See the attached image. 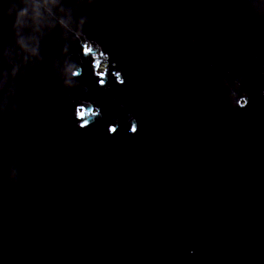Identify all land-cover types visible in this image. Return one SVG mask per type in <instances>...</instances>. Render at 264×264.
Instances as JSON below:
<instances>
[{
	"label": "water",
	"instance_id": "water-1",
	"mask_svg": "<svg viewBox=\"0 0 264 264\" xmlns=\"http://www.w3.org/2000/svg\"><path fill=\"white\" fill-rule=\"evenodd\" d=\"M76 3L64 7L89 17L90 39L111 55L107 87L92 74L101 52H83L87 32L72 44L84 69L74 89L51 72L59 29L41 41L44 64L26 62L18 41L35 31H17L23 0H0V101L16 94L23 129L17 153L0 139V262L264 264V39L247 34L241 0ZM236 59L251 98L233 112ZM89 101L104 116L81 129ZM13 167L19 186L7 180Z\"/></svg>",
	"mask_w": 264,
	"mask_h": 264
},
{
	"label": "clouds",
	"instance_id": "clouds-1",
	"mask_svg": "<svg viewBox=\"0 0 264 264\" xmlns=\"http://www.w3.org/2000/svg\"><path fill=\"white\" fill-rule=\"evenodd\" d=\"M65 0H23L24 7L19 12L16 21V28L20 30L33 27L35 35L26 41L21 38L18 43L20 48L26 53L27 61L32 63L33 66L44 64V58L41 55V41L48 36L56 33L59 29L61 39L64 41L62 49V60H53L51 62V72L55 79L59 82L62 90H71L78 86L80 78L83 76L84 69L81 64L72 59V44L85 39L86 32L90 40L89 44L83 45V52L87 55L92 46L101 52L103 61H106L105 71H101V61L99 58L94 60L92 64V74L94 77L99 78L98 87H107L109 73L112 68V59L109 53H105L101 45L93 43L90 39L89 24L90 19L87 15H82L78 19L71 10H66L64 7ZM104 3V0H77L76 8H94ZM238 7L244 10L246 32L250 37H258L264 39V0H241ZM70 38H74L69 43ZM251 47V44H249ZM237 66L241 67V75L235 80L232 86V95L230 97L229 108L233 111L246 110L250 105L251 92L245 86V76L247 66L242 64L239 59H236ZM111 66V67H109ZM16 72H13V76ZM118 85L123 86L126 83L122 71L111 72ZM7 74L4 80L0 83V89L7 84ZM87 91V86H83ZM243 98L242 103L238 102ZM89 107L92 109L90 112V120L80 124L81 129H86L95 121L103 119V109L97 104L89 101ZM81 105H77L76 113L79 118ZM121 108L125 105L121 104ZM126 110V108H125ZM20 114V106L18 98L15 93L10 97H5L0 101V121L5 122L7 128L0 127V139H6L7 147L10 152L17 153L23 142V129L17 122V117ZM114 124L109 125V134L114 135L117 133L121 121L117 117H113ZM127 123L130 125V133L136 134L139 130V121L133 113H127ZM9 183L13 185H20L21 176L18 167H13L7 177ZM190 255H195V251H190ZM2 264V262H0Z\"/></svg>",
	"mask_w": 264,
	"mask_h": 264
},
{
	"label": "rangeland",
	"instance_id": "rangeland-1",
	"mask_svg": "<svg viewBox=\"0 0 264 264\" xmlns=\"http://www.w3.org/2000/svg\"><path fill=\"white\" fill-rule=\"evenodd\" d=\"M103 68H104V66H103Z\"/></svg>",
	"mask_w": 264,
	"mask_h": 264
}]
</instances>
